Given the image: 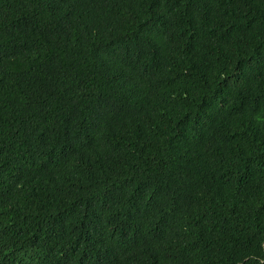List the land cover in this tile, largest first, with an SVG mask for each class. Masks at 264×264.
I'll return each mask as SVG.
<instances>
[{
    "label": "trees",
    "instance_id": "obj_1",
    "mask_svg": "<svg viewBox=\"0 0 264 264\" xmlns=\"http://www.w3.org/2000/svg\"><path fill=\"white\" fill-rule=\"evenodd\" d=\"M0 264H264V0H0Z\"/></svg>",
    "mask_w": 264,
    "mask_h": 264
}]
</instances>
